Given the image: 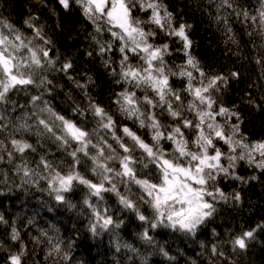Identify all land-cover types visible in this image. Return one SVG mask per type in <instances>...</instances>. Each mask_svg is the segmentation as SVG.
Masks as SVG:
<instances>
[{"label":"snow or ice","instance_id":"6c2138e0","mask_svg":"<svg viewBox=\"0 0 264 264\" xmlns=\"http://www.w3.org/2000/svg\"><path fill=\"white\" fill-rule=\"evenodd\" d=\"M57 3L65 12L78 8L91 26L83 49L57 44L59 22L50 34L30 15L26 33L0 19V196L5 189L28 195L34 189L42 194L41 208L74 212L92 238L118 237L126 222H135L138 239L175 264L170 246L161 243L164 234L194 240L222 211L241 206L253 182L264 184V138L242 128L245 109L264 112V84L259 96L245 89L233 99L244 79L241 68L206 70L194 54V25L178 19L164 0ZM209 4L215 23L224 25L226 45L239 46L229 16L247 26L264 80V0L255 14L238 0ZM174 53L181 63L170 59ZM225 54L240 55L229 47ZM105 79L107 103L98 91ZM61 97L66 108L54 103ZM0 226L6 238L0 250L16 246L7 264H26L27 233L3 214ZM53 231L32 239L43 237L50 246L45 259L68 264L76 240ZM258 232L264 223L232 238V250L246 251ZM211 252L225 255L216 245Z\"/></svg>","mask_w":264,"mask_h":264},{"label":"trees","instance_id":"16d2710c","mask_svg":"<svg viewBox=\"0 0 264 264\" xmlns=\"http://www.w3.org/2000/svg\"><path fill=\"white\" fill-rule=\"evenodd\" d=\"M170 10H174L177 18H183L194 25L192 37L195 41L194 54L201 60L206 70L218 71L222 68H241L243 81L235 85L231 96L239 100L245 89H248L254 96H259L258 87L264 84L260 80L261 66L255 62L257 49L249 42L245 34L246 25L235 17L229 16L228 22L233 28L237 45L225 41L223 23L217 25L213 19L216 15L215 7L209 4V0H164ZM245 9L255 14L261 6V0H238ZM47 7L39 0H0V19L12 23L17 27L29 32L23 22L30 15L39 17V22L46 26L51 34V29L57 22L63 26V31H57L53 38L58 45L75 44L83 49L88 43L85 39L91 26L80 15L78 8L65 12L57 3V0H46ZM50 9H55L58 15H52ZM144 14L142 13L141 16ZM72 39L68 40L67 37ZM160 39H164L161 37ZM260 41L257 40V44ZM177 47V45H173ZM229 47L233 52H239V56L226 55L225 49ZM264 52V49H260ZM179 64L183 61L182 55L174 53L170 58ZM83 63V61H81ZM242 65V67H241ZM249 84H256V88H249ZM101 98L107 103L108 85L107 80L101 82L98 89ZM57 106L66 108L63 98L54 102ZM15 115V114H13ZM131 125L130 121H124ZM243 130L253 139L264 138V112L245 109V124ZM147 139L146 130H140ZM247 173V169H241ZM227 191L231 188L223 185ZM3 188V185H0ZM42 194L34 189L32 194H24L20 191L7 193L0 196V214L5 215L20 229L27 244L26 264H53V258L45 259L49 245L41 237V243H34L32 237L40 236V231H49L55 236L53 229H59V235L67 242L69 238L76 240V245L71 252V260L68 264H172L165 257L161 256L157 248L143 244L137 237L139 231L135 222H126V226L117 230L119 236H112L105 233L101 237L92 238L86 232V222L83 218H77L74 212L59 208L53 212H47L41 208L40 200ZM47 199L46 195L43 196ZM79 197H77V200ZM113 197V201H114ZM39 213L38 215L36 213ZM29 218L35 223L29 225ZM264 223V184L259 181L253 182L244 190V203L237 209L222 211L194 240H183L174 238L170 234H164L161 243L165 247L170 246V255L176 257L175 264H264V232H258L257 238L249 243V248L241 252L232 250L230 240L239 235L242 231L255 228L258 224ZM79 227V232L76 227ZM5 229L0 226V241L5 240L3 235ZM215 231L216 235H213ZM203 244V247L201 246ZM119 245V249L117 248ZM213 245L225 253L224 256H214L211 252ZM135 249V250H133ZM16 246L6 243L4 250H0V264H7L9 251H15ZM59 264L64 261L59 257Z\"/></svg>","mask_w":264,"mask_h":264}]
</instances>
